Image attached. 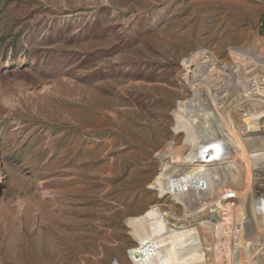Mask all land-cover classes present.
<instances>
[{
    "label": "rangeland",
    "instance_id": "obj_1",
    "mask_svg": "<svg viewBox=\"0 0 264 264\" xmlns=\"http://www.w3.org/2000/svg\"><path fill=\"white\" fill-rule=\"evenodd\" d=\"M191 59L206 61L191 81L217 99L240 84L233 116L251 136L243 111L264 101V0H0V264H135L130 221L159 206L189 221L205 207L153 185L194 153L177 118L179 102L195 103ZM222 161L246 182L239 154ZM224 185L202 198L229 194L236 207Z\"/></svg>",
    "mask_w": 264,
    "mask_h": 264
},
{
    "label": "bare ground",
    "instance_id": "obj_2",
    "mask_svg": "<svg viewBox=\"0 0 264 264\" xmlns=\"http://www.w3.org/2000/svg\"><path fill=\"white\" fill-rule=\"evenodd\" d=\"M205 62L187 61L184 76L194 87L191 100L195 103L181 101L177 108L178 125L186 128L193 138L190 148L194 153L185 166L165 164L153 185L161 197L170 194L191 211L199 207V199L207 202L189 221L171 217L175 214L160 206L130 221L132 234L139 244L130 251L133 258L138 257L135 264H242L243 258L251 264L252 254L257 256L256 264L264 263V135L258 132L264 124V101L261 100V107L243 111L245 125L251 131V136L243 137L241 125L236 124L233 116L242 100L239 97L243 95V88L236 82L228 95L219 100L208 88L205 92L204 86L195 87L191 75L199 77ZM212 64L215 69L214 60ZM220 68L229 67L221 65ZM234 78L239 79L240 75ZM201 98L207 101L206 105L197 104ZM209 121L211 124L206 125ZM200 144L205 146L199 148ZM235 152L247 163L246 182L239 180L243 172L235 159L222 161L233 157ZM219 180L241 198L239 205L226 204L229 194L202 198L207 193L204 190ZM238 185L245 187L242 193L237 191Z\"/></svg>",
    "mask_w": 264,
    "mask_h": 264
}]
</instances>
